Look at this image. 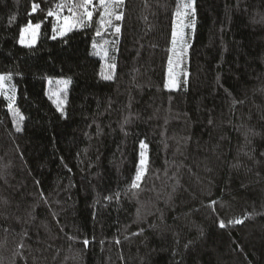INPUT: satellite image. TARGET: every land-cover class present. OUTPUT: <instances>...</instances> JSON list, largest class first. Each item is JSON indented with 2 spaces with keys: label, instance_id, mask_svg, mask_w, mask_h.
Masks as SVG:
<instances>
[{
  "label": "trees",
  "instance_id": "16d2710c",
  "mask_svg": "<svg viewBox=\"0 0 264 264\" xmlns=\"http://www.w3.org/2000/svg\"><path fill=\"white\" fill-rule=\"evenodd\" d=\"M60 2L0 0V74L25 117L17 132L0 95V264H264V0H195L176 91L164 85L180 0H125L119 35L96 36L97 13L53 39ZM30 21L41 34L25 48ZM110 38L106 81L92 44ZM69 79L62 115L48 82ZM140 141L149 171L133 197Z\"/></svg>",
  "mask_w": 264,
  "mask_h": 264
},
{
  "label": "snow or ice",
  "instance_id": "6c2138e0",
  "mask_svg": "<svg viewBox=\"0 0 264 264\" xmlns=\"http://www.w3.org/2000/svg\"><path fill=\"white\" fill-rule=\"evenodd\" d=\"M95 4H98L99 7H95ZM125 0H77L76 3H73L72 0H61L60 3L56 4L55 9L49 8L46 12L47 17H53L56 21H61V23L53 24V39L56 38L55 33H59L61 37H64L70 32L74 27L77 25L81 27H87L91 26L94 23L93 17L98 13V18L96 23H98V27L95 29V34L98 37H102L103 33L108 31V29H113L114 34L119 35L121 33V27L119 24H114L113 21H122L124 19L123 11H118V9H121L124 5ZM195 0H180V6L183 8V11H181L179 8L176 11L175 15L177 17H188L191 16L192 19L188 21V23H185L182 19L179 22V24L176 26V28L171 33V44L173 53L177 56V64H180L181 58L184 56L185 52L187 51V48L190 47L189 42L186 40V28H191L193 31L195 30ZM64 8H67L68 12L71 13V15H63L61 16V12ZM37 9H40V5L37 3L32 4V13H35ZM80 10V11H78ZM15 19V17H13ZM41 28V23L33 24L31 21L26 25V27L22 30L19 43L22 44L25 47L31 48L33 44L35 43L36 34L38 30ZM31 32L32 34V40L29 43H25L23 33L24 32ZM110 41L103 40L102 44H97V42H93L92 47L94 49L99 47V52L95 53L96 55H102L104 58L108 57V48L106 47L109 45ZM115 43V41L111 42ZM117 65L115 62H111L108 64V71L101 72V78L106 81H112L115 79V69ZM179 73H177V76ZM12 76L11 74H0V95H5V90L9 93H15L16 92V86L15 84L11 83ZM8 82V83H6ZM51 83V81H49ZM65 85H69L71 83V80L62 81ZM166 89L169 91L178 90L181 87L180 82L173 76L172 73V61H168V80L167 83L164 85ZM8 94L6 96V99L9 101L8 108L12 111L14 121L16 123V131H21L20 127V121L24 119L23 115L19 112L18 109H15L13 107V101H14V95ZM57 95V100L54 101L56 104V108L58 111L61 112L62 115H65L63 111V101L59 99V93ZM233 105L236 103H243V101H236L233 99ZM130 120L128 118H125L124 124L129 123ZM211 123V121H209ZM121 130L123 131V125L121 126ZM127 134V133H125ZM149 145L146 144L144 141H140L139 143V159L138 163L136 165V171L134 178L131 180L130 185L127 189V192H131V195L135 197L137 195L138 190L142 191L143 188L141 187L145 177L148 174L149 171V160L148 156L146 154V150L148 149ZM71 171V169H69ZM166 174V173H165ZM178 183V182H177ZM126 192V194H127ZM116 198L119 199V193L116 194ZM106 199L111 200L112 197H106ZM217 201L213 200L210 202L209 207L213 208V211H215V207H213ZM139 211V210H138ZM244 219H247L245 217ZM244 222L241 218H234L231 220H228L225 222L223 219L218 220V226L221 229L227 228L229 225H235V224H242ZM7 230V229H5ZM143 232V229H140L139 232L133 233V235H140ZM69 239H73V237H69ZM84 246H88L90 241L88 239H84L83 242ZM117 243L119 241L117 240ZM19 247H23V244H21ZM187 247V245H186Z\"/></svg>",
  "mask_w": 264,
  "mask_h": 264
},
{
  "label": "rangeland",
  "instance_id": "374dc122",
  "mask_svg": "<svg viewBox=\"0 0 264 264\" xmlns=\"http://www.w3.org/2000/svg\"><path fill=\"white\" fill-rule=\"evenodd\" d=\"M96 7V6H95ZM195 7V5H194ZM181 11H183V8L181 7ZM63 15H71V13H67L64 9L63 11L61 12V16ZM54 19V18H53ZM181 19L185 22V23H188L189 20L192 19L191 16H188V17H176L175 18V21H174V27H173V30L176 28V26L179 24V22L181 21ZM195 25H196V11H195ZM58 23H61V21H56L54 19V24H58ZM81 29V26L77 25L76 27H74L69 33L73 32V31H76V30H79ZM195 30H196V27H195ZM195 30L193 31L191 28H186L185 29V32H186V40L189 42V44L191 45V42H192V39L194 37V33H195ZM40 34H41V28L38 30L37 34H36V39H35V43L33 44V46L31 48H34L37 46L38 42H39V37H40ZM67 34V35H68ZM54 35V33H53ZM23 36H24V40H25V43H29L31 42L32 40V34L31 32H24L23 33ZM55 36L56 38H62L59 33H55ZM65 37V36H64ZM108 41H110L109 45H107L106 47L108 48V56L111 54L113 48H114V44L115 43H111L113 42L112 39L110 38ZM103 41L101 42H97V44H102ZM22 47H25L23 46L22 44H20ZM25 48H28V47H25ZM172 49V48H171ZM189 50H190V47L187 48V51L185 52L184 56L181 58V63L180 64H177V56L173 53V51H171V56H170V60L172 61V73H173V76L175 78H177V80L180 82L183 81V80H187L188 79V75H189V71H188V61H189ZM93 51H94V54L99 52V47L94 49L93 48ZM96 55V54H95ZM99 58H101V60L103 61V72H107L109 69H108V64L110 63L107 59V58H104L102 55H97ZM115 72H116V69H115ZM177 73H179V75L177 76ZM51 81L48 82V94L49 96L52 98L53 101L57 100V93H59V99H61L64 103L65 101V96H66V92H67V89L69 87V85H67L65 87V85L63 83H61L62 81H66V80H49ZM8 83V82H6ZM11 83L12 84H15L14 82V79L12 77V80H11ZM16 86V92L13 94V93H9L7 92V90H5V95H3L6 99V96L8 94H13L14 95V101H13V107L15 109H18L17 107V98H18V88H17V85L15 84ZM173 91H176V90H173ZM7 100V99H6ZM8 104H9V101L7 100ZM19 110V109H18ZM12 116H13V113L12 111L10 110ZM20 112V111H19ZM21 113V112H20ZM24 117V116H23ZM14 119V117H13ZM25 120V117L22 121H20V127L22 128V124ZM14 125L16 127V123L14 121ZM146 154L148 156V153L146 151Z\"/></svg>",
  "mask_w": 264,
  "mask_h": 264
}]
</instances>
